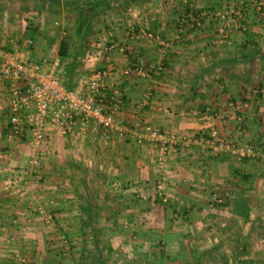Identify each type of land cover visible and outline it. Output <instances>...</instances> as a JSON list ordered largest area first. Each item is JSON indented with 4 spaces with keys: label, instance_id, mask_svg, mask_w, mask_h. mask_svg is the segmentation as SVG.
<instances>
[{
    "label": "crops",
    "instance_id": "obj_1",
    "mask_svg": "<svg viewBox=\"0 0 264 264\" xmlns=\"http://www.w3.org/2000/svg\"><path fill=\"white\" fill-rule=\"evenodd\" d=\"M189 1L201 9L239 0H0V46L16 57H41L21 42L53 36L62 16L75 23V52L64 43L80 61L67 86L109 66L120 102L108 111L130 128L108 142L47 128L44 157L32 166L28 136L9 134L0 81V264H59L62 235L79 264H264L260 157L214 155L194 142L158 164L159 149L132 136H214L245 152L264 131V18L249 16L247 32L228 38L211 27L170 33L171 7ZM159 167L168 173L165 202L155 190Z\"/></svg>",
    "mask_w": 264,
    "mask_h": 264
},
{
    "label": "built area",
    "instance_id": "obj_2",
    "mask_svg": "<svg viewBox=\"0 0 264 264\" xmlns=\"http://www.w3.org/2000/svg\"><path fill=\"white\" fill-rule=\"evenodd\" d=\"M247 5L255 6L257 10L264 9L262 0ZM185 17L189 22L187 26L194 29L200 27L206 14L189 11ZM146 37L152 38L150 34ZM32 46V39L21 42L22 49ZM14 51L0 46V81L5 83L7 94L9 134L16 139L28 136L32 148L29 163L32 166H38L44 157L42 147L46 144L47 128H59L76 134L91 131L99 134L105 142L130 132L126 124L108 111V108L117 107L120 102L118 89L109 82L113 73L109 66L78 75L73 80V86H67L66 72L59 58L36 60L16 57ZM132 69L138 76L143 74L137 66ZM126 71L123 73L128 74L129 70ZM132 136L138 143L153 144L159 149L161 157L158 164H162L169 153L176 154L180 147H188L194 142L207 146L214 155L253 156L250 149L244 152V148L235 141L214 136L176 135L159 130ZM156 172L155 190L159 199L165 202L168 173L161 167Z\"/></svg>",
    "mask_w": 264,
    "mask_h": 264
},
{
    "label": "rangeland",
    "instance_id": "obj_3",
    "mask_svg": "<svg viewBox=\"0 0 264 264\" xmlns=\"http://www.w3.org/2000/svg\"><path fill=\"white\" fill-rule=\"evenodd\" d=\"M254 1H261V0H239L237 4H233V5L219 3L217 4V6H208V7H203L201 9L196 8L193 2L191 3L190 1H189L190 4L186 3L184 6H172L171 9L175 15V18L170 19L171 20L170 22L173 23V25L169 28V32L173 34V28H174L177 32L182 31V34H186L192 31L204 33L205 30L208 29V27L209 28L211 27L212 29L217 28L216 33L218 35H221V37L223 38H228V36L234 32L245 33L247 32L248 26H249V23H248L249 16L254 15L260 18H264V9L257 10L255 6L247 5V4H251ZM61 7H63L64 9V10L62 9L63 11L62 13H65L66 12L65 8H67V10L70 11L71 14H73L72 9L70 10L68 8L72 6H61ZM175 8L176 10H174ZM187 8L188 10H186ZM189 11L192 13L201 12V13L206 14V17L204 18V22L201 23L200 27L191 29L190 27L187 26V23L189 22L187 21V18L185 16L188 15ZM70 17H72V19L74 18L75 20V18H77V15L75 14V16H70ZM66 18H67L66 16H62V18H60V22L62 21L65 22L64 25H61L60 27H56V28L55 27L53 28V26L51 27L54 29V32H55L53 36L44 34V37H42V39H40L39 41L35 40L36 39L35 37H32L34 38L32 48L36 47L41 51V57H33L34 59L40 60V59L59 58L58 49H59L60 42H67L69 44L68 49L72 50L73 53L75 52V49H76L75 46L76 44H78V39L76 40V34L74 32L76 24L74 23L75 24L74 25L69 22H66ZM85 31H87L85 35L86 34L90 35L93 32L92 25L90 27L89 26L85 27ZM147 34H150L152 38L148 39L146 37ZM82 35H84V32L82 33ZM129 35H132L133 38H136V37L141 38L139 36H142L144 39H148V40H152L153 38L159 36V34L158 35L152 34V32H148L147 30L140 31V32H136L132 30ZM250 46L251 45H248V49H251ZM85 47L88 48L87 46ZM59 59L63 64L66 75L70 77V75L74 73V70H76L77 63L80 60L78 62L73 61L71 56L70 57L68 56L62 59L59 58ZM157 65L159 66V64ZM160 65H162V63H160ZM259 136L260 138L257 139L255 142L249 143L248 148L252 149L253 155L255 154V152L256 154H259V152H261L262 155H255L254 157L250 156V158H253V160H255V158L260 157L262 159V162L261 161L260 162L258 161V162L264 166V155H263L264 154V141H262V139L264 138V131ZM213 203L214 205H218V206L223 205V203L220 204V202L216 203L215 201H213ZM46 221H49V219L46 218ZM58 241L64 244V245L62 244L63 246L61 247L62 250H60L59 252L60 254L58 257L59 264H79L78 252L76 251L74 252V250H71L68 247V245H66L65 243L66 240L63 237V235L59 237ZM212 253L213 252L208 253V251H206V252L200 253L201 254L200 256L203 255L204 258L202 257V260L204 259L205 261H207L208 256L206 257L204 256V254H212ZM155 254L157 255V258L161 257L159 252H156ZM217 255L218 254H216V256ZM125 256H127V254ZM209 257H208V260L211 261L212 259ZM217 258L221 260L224 259L225 258L224 253H222V255L220 256H217Z\"/></svg>",
    "mask_w": 264,
    "mask_h": 264
},
{
    "label": "trees",
    "instance_id": "obj_4",
    "mask_svg": "<svg viewBox=\"0 0 264 264\" xmlns=\"http://www.w3.org/2000/svg\"><path fill=\"white\" fill-rule=\"evenodd\" d=\"M186 10H188V8ZM58 55H59V58L61 59L66 57L67 55V44L66 43L64 42L59 43Z\"/></svg>",
    "mask_w": 264,
    "mask_h": 264
}]
</instances>
